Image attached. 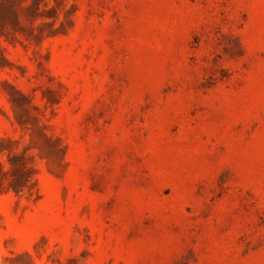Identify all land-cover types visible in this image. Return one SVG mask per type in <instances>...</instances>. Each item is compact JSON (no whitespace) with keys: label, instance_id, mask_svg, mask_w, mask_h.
<instances>
[{"label":"rangeland","instance_id":"rangeland-1","mask_svg":"<svg viewBox=\"0 0 264 264\" xmlns=\"http://www.w3.org/2000/svg\"><path fill=\"white\" fill-rule=\"evenodd\" d=\"M15 10L0 264H264V0Z\"/></svg>","mask_w":264,"mask_h":264},{"label":"trees","instance_id":"trees-1","mask_svg":"<svg viewBox=\"0 0 264 264\" xmlns=\"http://www.w3.org/2000/svg\"><path fill=\"white\" fill-rule=\"evenodd\" d=\"M19 28V18L15 10V0H0V39L9 41L14 32ZM5 62L4 55L0 49V65ZM9 161V167L0 163V188L5 186L2 180L7 181V187L14 192L30 189V176L21 162L14 164Z\"/></svg>","mask_w":264,"mask_h":264}]
</instances>
